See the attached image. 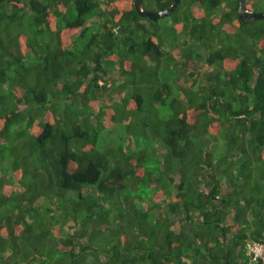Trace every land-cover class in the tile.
Segmentation results:
<instances>
[{
    "label": "trees",
    "instance_id": "obj_1",
    "mask_svg": "<svg viewBox=\"0 0 264 264\" xmlns=\"http://www.w3.org/2000/svg\"><path fill=\"white\" fill-rule=\"evenodd\" d=\"M239 5L0 0V264H261L264 20Z\"/></svg>",
    "mask_w": 264,
    "mask_h": 264
},
{
    "label": "water",
    "instance_id": "obj_2",
    "mask_svg": "<svg viewBox=\"0 0 264 264\" xmlns=\"http://www.w3.org/2000/svg\"><path fill=\"white\" fill-rule=\"evenodd\" d=\"M242 1L244 0H240V5L238 8L239 18L241 20L243 21L251 20V19L264 20L263 12L253 13V12L244 10ZM179 3H180V0H173L172 5L168 7L167 9L159 10V11H145L142 8V0H134V8L140 17L147 18L150 21H156V20L168 17L171 13L175 11Z\"/></svg>",
    "mask_w": 264,
    "mask_h": 264
},
{
    "label": "built area",
    "instance_id": "obj_3",
    "mask_svg": "<svg viewBox=\"0 0 264 264\" xmlns=\"http://www.w3.org/2000/svg\"><path fill=\"white\" fill-rule=\"evenodd\" d=\"M248 253L253 255L252 260H261V264H264V246L260 244H248Z\"/></svg>",
    "mask_w": 264,
    "mask_h": 264
},
{
    "label": "rangeland",
    "instance_id": "obj_4",
    "mask_svg": "<svg viewBox=\"0 0 264 264\" xmlns=\"http://www.w3.org/2000/svg\"><path fill=\"white\" fill-rule=\"evenodd\" d=\"M9 88H10L9 86H4L3 91L7 92ZM119 133H121V129H119V128L115 129V127H114L110 130L107 129L105 132H103L102 136H103V139H108V137H109L110 138L109 141H116V140H118L117 135Z\"/></svg>",
    "mask_w": 264,
    "mask_h": 264
},
{
    "label": "clouds",
    "instance_id": "obj_5",
    "mask_svg": "<svg viewBox=\"0 0 264 264\" xmlns=\"http://www.w3.org/2000/svg\"><path fill=\"white\" fill-rule=\"evenodd\" d=\"M244 9V8H243Z\"/></svg>",
    "mask_w": 264,
    "mask_h": 264
}]
</instances>
